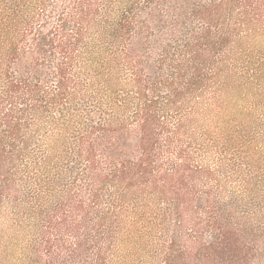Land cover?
Masks as SVG:
<instances>
[{"label": "trees", "instance_id": "trees-1", "mask_svg": "<svg viewBox=\"0 0 264 264\" xmlns=\"http://www.w3.org/2000/svg\"><path fill=\"white\" fill-rule=\"evenodd\" d=\"M48 1L27 18L25 0H0V216L53 228L56 215L85 244L93 227L97 264L132 242L156 260L158 232L162 264H244L235 208L184 190L212 172L183 150L173 174L160 162L206 106L187 103L264 79V53L245 46L257 0Z\"/></svg>", "mask_w": 264, "mask_h": 264}, {"label": "rangeland", "instance_id": "rangeland-1", "mask_svg": "<svg viewBox=\"0 0 264 264\" xmlns=\"http://www.w3.org/2000/svg\"><path fill=\"white\" fill-rule=\"evenodd\" d=\"M39 1L25 0L27 18L47 13ZM257 2L256 15L264 23V0ZM52 3L50 0L47 4L51 6ZM263 26L257 25L259 32L255 35L258 37L249 38L245 43L249 49L262 53ZM209 98L207 96L206 99ZM207 104L212 105L208 107ZM185 107L188 110L204 107V110L185 119L190 123L186 122L179 139L163 155L161 170L173 174L174 165L181 167L184 162L177 152L183 150L190 156L191 168L211 171L212 175L202 172L193 179L187 174L184 190L197 194L199 198L210 193L214 202L235 208L237 216L248 227L243 242L251 252L244 264H264V79L251 81V86L236 91L234 96L223 95L210 103L207 100L201 104L191 101ZM167 118L170 124L175 123L174 112H169ZM167 135L163 134L161 143L165 144ZM132 138H129L130 142L135 141ZM57 217L53 218L57 221L53 228L45 221L40 222L38 228L33 225L23 228L14 223L12 214L0 216V264H97L96 230L93 227L89 230L88 243L85 244L83 230L60 227ZM157 236L160 240L155 236L150 245V250L157 255L156 260L147 249L136 253L132 242V245L117 251L109 250L107 263L162 264V254L168 242L165 241L167 239L161 241L164 237L162 232Z\"/></svg>", "mask_w": 264, "mask_h": 264}]
</instances>
